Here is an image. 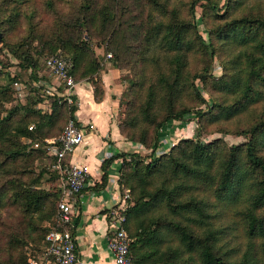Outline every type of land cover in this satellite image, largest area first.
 Wrapping results in <instances>:
<instances>
[{
  "label": "trees",
  "instance_id": "1",
  "mask_svg": "<svg viewBox=\"0 0 264 264\" xmlns=\"http://www.w3.org/2000/svg\"><path fill=\"white\" fill-rule=\"evenodd\" d=\"M206 3L207 13L215 12L216 17L226 19L242 0H226L222 13H218L216 3L209 0ZM113 4L114 0H83L79 12L82 17L71 27L63 28L54 46L49 47L53 51L63 50L62 55L72 62V77L76 82L82 79L90 82L96 99L102 94L98 73L103 59L89 46L90 38L112 26L105 35L107 45L118 34L120 26L115 28V25L120 18ZM149 4L151 10L137 31L143 45V62L153 64L156 76L149 83L144 75L132 82V87L136 84L139 87L133 90L135 97L129 101L119 124L125 139L141 145L147 153L120 152L102 164L101 184L106 182L111 162L122 158L118 184L121 195L126 191L129 194L124 228L132 239L133 264H264L260 262V255H264V119L260 116L255 124L239 127L234 134L247 139L237 144L228 146L221 137L210 142L182 138L168 151L156 152L172 121L185 123V116L193 112L200 120L212 124L251 114L254 106L264 101V30L260 32L264 16H256L254 20L247 16L235 18L223 27L209 30L211 38L204 40L196 29V0H192L189 8L192 20L181 18L176 8L170 9L169 0H150ZM201 20L204 21L203 16ZM253 22H257V29L253 28ZM212 34L217 35L214 42L219 40L226 46L228 40L238 45L230 59L232 72L217 79L212 88L232 99L229 102L213 99L206 109L177 108L188 55L203 50L210 59L207 64L210 67L213 56L219 54ZM24 43L27 41L7 46L23 68L35 70L38 60L32 51L22 47ZM106 50L110 51L108 46ZM111 55L113 58L109 61L118 68V53ZM202 70L191 75L190 90L203 101L195 80L207 83L210 70ZM144 87L145 97L139 103L137 95ZM10 95L7 87H0V104L8 102ZM57 102H52L50 112L36 109L37 102H33L21 106L23 114L19 117L20 106L0 116V146L11 162L22 156L30 159L46 156L45 140L62 133L54 134L53 130L61 120L63 106L67 107L68 120H76L75 95L72 104L64 99L62 105ZM31 125L33 128L29 129ZM218 133L230 134L224 130ZM35 142L40 144L39 148L33 147ZM6 171L0 168V173ZM52 173L57 175L55 171ZM13 177L15 182L10 179L0 188V207L7 201L18 207L28 220V242L17 237L10 239L6 257L0 259V264H30L31 258L25 255L24 247L30 244L33 249L41 248L44 252L45 236L57 224L60 188L58 184L57 188H43L38 178L26 183ZM225 217L229 222L225 223ZM75 223L76 219L74 226L69 227L73 235ZM235 224L242 226V233L247 237L242 252L238 244H233L237 236Z\"/></svg>",
  "mask_w": 264,
  "mask_h": 264
},
{
  "label": "rangeland",
  "instance_id": "2",
  "mask_svg": "<svg viewBox=\"0 0 264 264\" xmlns=\"http://www.w3.org/2000/svg\"><path fill=\"white\" fill-rule=\"evenodd\" d=\"M149 1L150 0H114L113 10L116 11L117 16L120 18L119 22L116 19L118 24L115 25V28H119L120 26L118 34L110 38V44L107 45L108 39L105 35L112 26L103 34L97 35L98 33H94L92 38H90L91 43L89 46L94 49L98 57L103 59L102 65L106 60H111L113 58L111 55L113 52H117L119 55L116 65L120 69V80L123 85L117 115L119 124L122 123L124 119L129 101H132L135 97L133 90L139 87L138 84L132 87V82L138 81L141 76L144 75L149 83L155 79L156 76L153 64L145 65L143 62V55H141L143 45L142 40L139 39L140 34L137 31L140 22L147 19V14L151 10ZM207 1L196 0L195 4L196 29L204 40L211 38L209 30L218 26L223 27L226 23L235 18L238 19L247 16L254 20L257 18L256 16H264V0H242L241 4H236L240 5L236 10L227 14L232 15L226 19L216 17L215 12L207 13ZM209 1L218 5V13L223 12L222 6L225 4L226 0ZM82 2L83 0H0V87L5 86L8 88L9 92H11L10 100L0 104V116H5L9 109L20 106L19 117L23 114L21 106L33 102L34 104L37 102L35 108L40 109L42 112H50L51 104L54 100L58 101L57 103L59 105H62L63 97L61 94L64 90V86L61 81L46 68L45 59L54 53H64L60 48L53 51L49 50V47L54 46L56 37L63 28L71 27V24L82 17L79 13ZM191 2L192 0H169V5L170 9L176 8L180 11L181 18L192 20L189 12ZM201 16L204 17L203 22ZM252 26L257 29V22H253ZM263 30L264 27L261 26L260 32H263ZM83 32L85 35V31ZM215 36L217 35L212 34V41L215 39ZM21 40L27 41L22 47L32 51V56L38 60V65L35 70L23 68L19 64V59L7 46V44H17ZM214 43L217 46L219 54L213 56L210 67L207 66L210 59L203 50L202 52L199 50L198 52L195 51L188 55V66L183 71L185 83L181 85L183 87L181 89L180 98L176 101L177 108L187 106L192 110L206 109L207 106L212 105L213 99L216 102H223L225 100L228 102L231 101V96L221 94L214 91L212 88L214 84H216L217 79L225 75L227 76L232 72L230 68V59L233 57L234 52H237L238 45L228 40L226 41V46L220 43L219 40ZM107 46L110 51L106 50ZM226 48L231 49L227 50ZM18 49H21V46ZM203 68H208L210 70L209 76L206 77L208 82L203 83L199 79L195 80L200 94L203 97L202 101L198 97L192 95L190 90V79L191 75ZM15 82L17 85H15ZM184 85H187V87ZM137 97L139 103L143 101L145 97V87L138 93ZM58 98H60V100H57ZM61 110L62 117L53 130L54 134L60 133L68 122L67 107L63 106ZM260 116L264 119V101L254 106V110L251 114H241L229 120H221L212 124H207L203 119L200 120V118L192 112L185 116V123L172 121L170 122V126L166 127L165 131L167 135L174 136L176 141L182 138H192L201 142H210L221 137L224 139L225 144L230 146L245 141L247 138L236 136L234 132L239 127L242 128L255 124V122L260 120ZM219 130H224L230 134H219ZM167 146H169V143ZM145 153H147V151ZM262 153L264 154V152ZM51 162L52 160L46 156L36 159L22 156L18 158L16 162H11V160L7 158L3 147L0 146V168L7 170L6 173H0V188L6 186V181L10 179L15 182L13 176H17L26 183H31L38 178V184H40L41 187L46 189L57 188L58 182L56 179H58V176L49 169ZM226 218L227 217H225V223L229 222V218ZM27 221L28 220L23 217L18 207L11 204L10 201H7L4 206L0 207V259L6 257L8 241L13 237L23 240L24 243L28 242V238L26 237ZM43 225L45 224L43 223ZM235 229L234 233L235 236H237L233 244H238L242 252L246 248L247 237L242 233L243 229L240 224H235ZM33 248L34 247L30 244L24 247V253L28 258L30 257L32 259L36 258L38 255H43L44 252L42 253L41 248H39V250ZM260 258V262L264 263V255L261 254Z\"/></svg>",
  "mask_w": 264,
  "mask_h": 264
},
{
  "label": "crops",
  "instance_id": "3",
  "mask_svg": "<svg viewBox=\"0 0 264 264\" xmlns=\"http://www.w3.org/2000/svg\"><path fill=\"white\" fill-rule=\"evenodd\" d=\"M99 71L102 94L94 96L93 85L85 79L76 82L75 118L85 129L83 142L68 157L72 163L89 167L87 183L77 196L78 215L75 223L76 251L79 264H115L107 246L109 212L123 201L119 190V167L122 158H115L107 168L106 182H102V164L120 152H144L136 143L125 139L118 121V110L123 85L120 69L106 60ZM167 135V134H166ZM161 140L157 152L168 151L171 142L169 134ZM169 143V146L167 144ZM126 202V201H125ZM30 264H50L44 256L32 258Z\"/></svg>",
  "mask_w": 264,
  "mask_h": 264
},
{
  "label": "built area",
  "instance_id": "4",
  "mask_svg": "<svg viewBox=\"0 0 264 264\" xmlns=\"http://www.w3.org/2000/svg\"><path fill=\"white\" fill-rule=\"evenodd\" d=\"M45 66L63 84L64 90L61 94L63 99L67 104H72L76 81L70 73L71 60L61 53H54L46 58ZM15 85H17L16 82ZM32 128V125L29 126V129ZM84 137V127L77 124V120L69 119L58 137L45 140L46 156L52 160L50 169L57 173L60 188V199L57 202V224L45 236L43 256L45 261L50 264H79L76 238L69 227L74 226V221L77 218V196L87 183L89 167L86 164L72 163L68 157L83 142ZM174 144L175 142H171L170 145ZM33 147L39 148L40 144L35 142ZM143 150L144 152L137 153L143 154L147 151L144 148ZM157 153L161 152L158 151ZM122 197V203L113 207L108 215L107 246L115 264H133L130 252L132 239L124 228L125 201L129 198L128 191Z\"/></svg>",
  "mask_w": 264,
  "mask_h": 264
},
{
  "label": "water",
  "instance_id": "5",
  "mask_svg": "<svg viewBox=\"0 0 264 264\" xmlns=\"http://www.w3.org/2000/svg\"><path fill=\"white\" fill-rule=\"evenodd\" d=\"M0 42H1V34H0Z\"/></svg>",
  "mask_w": 264,
  "mask_h": 264
}]
</instances>
